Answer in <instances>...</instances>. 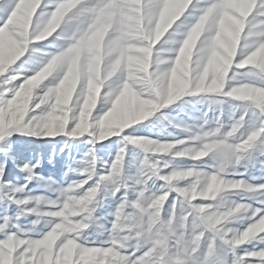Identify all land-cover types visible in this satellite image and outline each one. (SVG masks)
<instances>
[{"label":"clouds","instance_id":"1","mask_svg":"<svg viewBox=\"0 0 264 264\" xmlns=\"http://www.w3.org/2000/svg\"><path fill=\"white\" fill-rule=\"evenodd\" d=\"M236 2L32 0L0 25V140L69 150L38 194L0 186V264H264V0Z\"/></svg>","mask_w":264,"mask_h":264},{"label":"rangeland","instance_id":"2","mask_svg":"<svg viewBox=\"0 0 264 264\" xmlns=\"http://www.w3.org/2000/svg\"><path fill=\"white\" fill-rule=\"evenodd\" d=\"M117 2V0H114ZM134 3L135 0H118L117 3ZM229 7L236 9L237 11L240 9L241 5L236 2V0H224ZM143 3V0H141ZM32 4V0H21V3L17 7L16 12L13 14L16 18H27V12L29 9V5ZM195 3V0L193 2ZM200 5H204V0H200ZM174 5H170L169 7H173ZM184 17H181L183 20ZM233 19L226 14V24ZM180 21H177L179 23ZM175 27V25H174ZM15 35L8 29L0 31V56H4L7 59L11 58L13 53L15 43H16ZM125 102L130 106H135L137 103V98L134 93H129L126 97ZM19 101H8L5 103H0V127H10L13 124L14 116L18 115ZM30 111V109H28ZM6 139H11L12 148L15 150L14 155L17 157H22L25 160H30L33 163L37 160L41 161V165L35 169V171L44 177L53 176L56 179H59L64 170V160L68 154V149L65 148L64 152H60V148L63 146L62 144H56L52 138H37L34 136H28L21 134L19 132H12L9 137L6 135ZM59 140L60 138H55ZM107 150H105V155ZM75 154V153H74ZM51 161V163L49 162ZM2 163V160H0ZM5 174L8 176V182L16 186H22L26 183L24 173H20L18 169L15 168V165L9 161V168L5 169ZM28 190H32L34 194H38L41 189L38 187L37 181L33 180L30 184H28ZM27 190V191H28ZM4 192L0 191V196H3ZM11 195V193H9ZM19 196V194H16ZM16 210L15 204H10L9 206V214H12ZM4 205L0 204V216L3 215ZM4 221L0 218V224H3Z\"/></svg>","mask_w":264,"mask_h":264},{"label":"snow or ice","instance_id":"3","mask_svg":"<svg viewBox=\"0 0 264 264\" xmlns=\"http://www.w3.org/2000/svg\"><path fill=\"white\" fill-rule=\"evenodd\" d=\"M58 3H63L64 0H57ZM82 3H87L88 0H81ZM98 2L102 5L101 8L97 9L103 11V6L112 7V4L109 3V0H98ZM118 2V0H117ZM194 2V0H193ZM198 0H195L197 3ZM212 0H208V5L210 6ZM21 3V0H0V25L4 23L5 20L10 18L17 10V7ZM53 7L55 5H52ZM9 137L11 136L8 135ZM15 150L12 148V141L11 139H4L0 140V186L9 185L8 176L5 174V169L9 168V161L15 165V168L19 170L20 173L26 174L28 176L29 173H34L35 175H39L35 169H37L40 165L38 160L34 163L30 160H25L22 157H17L14 155ZM24 170V171H22ZM26 180V179H25ZM32 182V181H31ZM30 181L26 180L27 187L25 191L28 190V184L31 183ZM4 239L3 234H0V240Z\"/></svg>","mask_w":264,"mask_h":264}]
</instances>
